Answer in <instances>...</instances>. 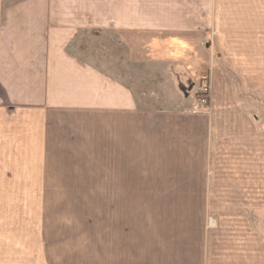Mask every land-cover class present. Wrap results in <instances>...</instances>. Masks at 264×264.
Segmentation results:
<instances>
[{"label": "crops", "instance_id": "obj_1", "mask_svg": "<svg viewBox=\"0 0 264 264\" xmlns=\"http://www.w3.org/2000/svg\"><path fill=\"white\" fill-rule=\"evenodd\" d=\"M97 32L127 52L216 33L240 103L219 62L209 112L190 111L189 92L180 106H143L79 57L80 36ZM255 96L264 0H0V137L13 162L0 192L41 194L32 212L0 216V264H264Z\"/></svg>", "mask_w": 264, "mask_h": 264}, {"label": "rangeland", "instance_id": "obj_2", "mask_svg": "<svg viewBox=\"0 0 264 264\" xmlns=\"http://www.w3.org/2000/svg\"><path fill=\"white\" fill-rule=\"evenodd\" d=\"M199 38H195L194 36ZM192 39L193 48H137L127 52L120 43L117 44L106 33L82 34L80 37L79 57L91 60L92 63L105 73H109L130 85L131 91L138 101L147 107L178 105L184 101V92H189V110L191 102L200 94L198 88L206 79L208 98L201 112L210 111L209 73L220 63L226 64L224 77L229 85L231 96L239 98V81L234 74L232 62L223 59V51L217 48V34H195ZM191 38V37H190ZM128 53V54H127ZM191 86L189 91L188 87ZM251 108L255 110L254 120H257V132H264V97L250 98ZM249 103V102H248ZM187 104V103H186ZM243 104V103H242ZM194 112V111H193ZM0 137V170L9 169L13 162L9 158V145L2 143ZM6 158V159H4ZM63 167L105 168V161L98 162H61ZM41 194L0 192V216L11 217L10 209L17 207L21 214L32 212V202L39 200ZM98 216L105 214L104 194H97ZM19 214V217L20 215ZM103 220H99V223ZM99 233L104 234L103 227ZM103 260L99 258V262Z\"/></svg>", "mask_w": 264, "mask_h": 264}, {"label": "built area", "instance_id": "obj_3", "mask_svg": "<svg viewBox=\"0 0 264 264\" xmlns=\"http://www.w3.org/2000/svg\"><path fill=\"white\" fill-rule=\"evenodd\" d=\"M200 94L196 99L191 102V107L194 112H201L208 98V86L206 79L202 81L201 86L198 88Z\"/></svg>", "mask_w": 264, "mask_h": 264}]
</instances>
